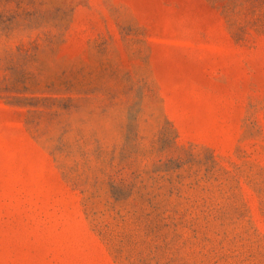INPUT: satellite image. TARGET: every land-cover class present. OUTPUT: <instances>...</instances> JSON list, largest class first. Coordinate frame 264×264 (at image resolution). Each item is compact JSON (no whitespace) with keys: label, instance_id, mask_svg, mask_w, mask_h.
<instances>
[{"label":"rangeland","instance_id":"374dc122","mask_svg":"<svg viewBox=\"0 0 264 264\" xmlns=\"http://www.w3.org/2000/svg\"><path fill=\"white\" fill-rule=\"evenodd\" d=\"M0 264H264V0H0Z\"/></svg>","mask_w":264,"mask_h":264}]
</instances>
